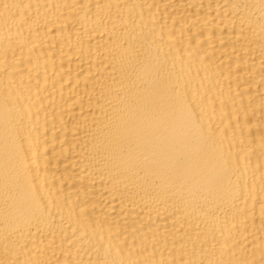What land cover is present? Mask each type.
<instances>
[{"label": "bare ground", "instance_id": "1", "mask_svg": "<svg viewBox=\"0 0 264 264\" xmlns=\"http://www.w3.org/2000/svg\"><path fill=\"white\" fill-rule=\"evenodd\" d=\"M0 264H264V0H0Z\"/></svg>", "mask_w": 264, "mask_h": 264}]
</instances>
